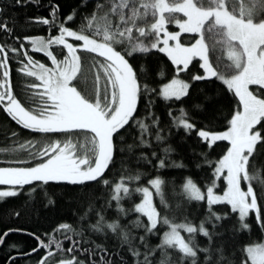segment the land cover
Listing matches in <instances>:
<instances>
[{
    "label": "snow or ice",
    "instance_id": "6c2138e0",
    "mask_svg": "<svg viewBox=\"0 0 264 264\" xmlns=\"http://www.w3.org/2000/svg\"><path fill=\"white\" fill-rule=\"evenodd\" d=\"M16 3L19 5L21 0H16ZM87 3L88 0H82L81 7ZM3 11L0 7V15ZM76 12L74 9L61 20L58 16L59 5H52L49 13L51 19H35L34 22L57 28L58 35L51 38L24 37V40L31 44L32 51L43 52L49 57L55 67H47L35 61L25 51L23 55L27 57V63L21 60L23 66L18 71L25 76L35 77L40 83L27 84L25 93L19 99L12 90L9 53H19L24 45L21 44L18 49L6 42L0 43V107L24 129L44 134L40 140L22 142L13 139L11 144L0 147V154L10 155L12 163L30 165L0 167V185L9 186L6 190L0 189V201L18 196L26 185H35L29 189L31 195L41 184L67 182L83 185L104 176L114 163L117 150L114 135L134 120L141 95L149 91L148 85L140 83L137 71L129 63L128 58L134 53H147L154 49L166 52L176 65L177 73L186 72L193 58H199L203 61L201 67L206 74L193 75L192 81L215 77L239 98L241 105V109L235 111L229 121L230 127L224 132L197 129L183 109L182 117L177 118L179 126L187 134L196 131L203 142H208L209 148L217 141L230 143V148L218 161L214 172L215 177L224 176L226 180L223 194L215 191V179L206 190H202L191 178H186L182 185L186 199L206 201L207 215L198 225L187 217L183 222H177L162 214L154 203L153 190L160 197V205L168 207L162 191L165 181L157 176L147 181L150 187L137 186L130 189L126 181H138L141 176L139 173L128 175L115 184L111 199L117 202L116 211L119 216L126 217L132 212L139 215L129 221L128 225H122L119 218L106 222L105 217L98 214L97 222L91 224L90 228L94 233L107 235L110 232L115 235L120 241L119 249L127 247L133 264H201V253L204 254L202 264H235L232 254L226 251L223 244H213L214 237L223 235L215 229L222 220L229 218L228 213L221 215L213 210V206L230 205L231 212L238 213L240 230L251 231V225L245 221L250 213H254L258 226L264 232V221L261 220L264 177L256 163L259 155L257 145L264 149V136L260 129L253 131L257 125L264 129L261 124L264 121V98L254 94L249 87L256 85L264 89V0H96L93 12L83 15L81 23L73 29L67 25L75 20ZM177 13L184 18H178ZM169 24H176L182 33H197L199 39L185 47L180 43V33L168 32ZM0 33L12 36L13 28L8 21L0 20ZM205 34L212 42L211 45L206 41ZM68 38L82 43H70ZM170 41L174 43L170 44ZM217 43L226 49L230 64L222 65L216 61V67L213 66L209 51ZM53 45L62 46L66 50L63 59L58 60L51 50ZM81 52L95 54L92 57L94 64L88 69L84 68ZM96 56L104 58V62L97 61ZM86 71L93 72L94 76L90 89L86 83ZM102 77L101 95L99 84ZM82 83L85 85L83 88L80 87ZM190 86L174 78L164 85L161 95L165 99L179 100L188 95ZM41 88L42 91H35ZM134 122L141 129L142 137L148 133L149 124L142 120ZM77 132L91 133L90 138L85 137L88 147L82 152L77 151V145L71 139L66 137L63 141H53L48 135ZM16 137L17 133H11V138ZM155 139L162 141L164 138L157 134ZM140 143L150 147L143 138ZM171 151V147L163 149L165 156ZM21 153L24 155L21 156ZM156 155L155 151L152 152V156ZM33 160L39 162L32 165ZM174 166L183 167L182 164ZM158 167H166L164 158L159 159ZM242 180L246 182V190L241 187ZM102 183L109 185L110 182L103 179ZM133 193L141 194V201L131 209H125L120 202L130 198ZM44 195L48 196V193L45 191ZM48 204H54L51 197H48ZM141 216L146 217L147 222ZM206 224L210 227H206ZM164 226L167 230L163 231L160 242L150 246L146 237L157 235ZM136 230H143L144 235L137 237L134 234ZM15 231L20 230L9 229L0 235V246ZM54 231L62 233L71 246L65 249L63 240L50 237L45 243L40 237L31 234L38 242L32 252L45 249V254L37 264H85L75 255L65 256V252L86 253L90 264H97V261L91 260L93 256L99 257L98 264H113V256L119 259L120 264H125L119 250L110 253L103 244L73 239L72 235L82 237L83 233L77 232L69 224H61ZM197 233L207 238L208 246L200 247L196 242ZM137 239L138 245L135 243ZM82 242L91 243V251L82 248ZM242 251L246 253V258L241 264H249V261L251 264H264V243L250 244ZM15 259L9 257L10 261Z\"/></svg>",
    "mask_w": 264,
    "mask_h": 264
},
{
    "label": "trees",
    "instance_id": "16d2710c",
    "mask_svg": "<svg viewBox=\"0 0 264 264\" xmlns=\"http://www.w3.org/2000/svg\"><path fill=\"white\" fill-rule=\"evenodd\" d=\"M96 0H88L86 6L81 7L82 0H34V2H26L21 0L18 5L16 0H0V7L4 9L0 15V20L9 22V26L13 28V34L9 37L6 33H0V43L20 48L23 44L24 48L19 53H9L11 59V82L13 93L17 98H21L26 91V85L29 83H37L39 81L35 77L25 76L18 71L23 65L21 60L27 63V57L23 55L27 51L35 61L50 63L49 57L43 52H35L31 50V44L24 40V37L45 36L51 37L58 34V30L51 25L34 22L36 18H49L52 5H59L58 16L61 20L71 14L74 9L77 10L76 18L67 26L75 29L82 20L83 15H90L93 12ZM172 31L179 29L175 24L168 25ZM135 35V33H133ZM197 33H181L180 40L183 44H190L196 40ZM15 37H19L16 40ZM208 40L207 34L205 35ZM219 40V38H216ZM219 43L215 48H210L209 54L211 61L220 60ZM60 50V55L65 53L62 46H56ZM120 50V49H118ZM128 58V57H126ZM129 63L137 71L138 80L141 84H147L149 91L143 92L134 115V120H142L149 124V131L141 136V129L133 121L129 122L124 129L113 137L116 146L114 155V163L109 166L104 176L97 181L86 182L83 185H72L67 182H49L41 184L35 193L29 194V189L35 185H26L20 194L15 197L5 198L0 201V235L9 229H18L20 231L12 232L5 239L3 246H0V264H37V261L45 254V249H40L30 255L33 248L37 247L35 237H40L45 243L50 237L63 240V247L67 249L71 246L70 241L64 239L62 233L54 230L61 224H69L82 232V237L72 235L73 239H81L103 244L110 253L119 250V255L124 257L125 264H133V258L129 254L127 247L119 249L120 241L110 232L107 235L92 232L90 225L95 224L98 220V214L105 217L106 222H111L119 218L122 225H128L129 221L134 220L139 214L130 213L128 216H119L116 211L117 202L112 200L113 187L121 181L122 177L128 175L140 174L138 181L127 182L131 188L137 186H149L147 181L157 176L165 181L162 185L164 199L167 201L168 207L164 208L160 205V197L154 196V203L162 214L168 215L177 222H183L187 217L193 224L198 225L207 215L206 201H189L186 194L183 193L182 185L186 182V178H191L202 190L211 185L216 180V192H222L226 186L224 176L215 177V168L218 161L227 153L230 143L228 141H217L208 147V142H203L197 136L196 131L187 134L185 130L179 126L177 118L182 117L181 110L188 114L191 121L196 124L197 129H205L208 131H222L227 129L235 111L241 109L239 98L227 89L222 81L215 77L192 81L193 75H204V68L201 67V60L193 58L186 72L177 73L176 65L167 56L166 52L159 50H151L147 53H134L128 58ZM84 62V61H83ZM86 69L87 63H83ZM223 65V64H222ZM182 67V66H181ZM143 70V71H141ZM90 72L86 75L89 78ZM179 77L181 80L189 83L191 86L188 95L177 100L175 98L165 99L161 95V91L165 84L170 83L172 79ZM89 82V81H88ZM259 93L264 96V89L256 88ZM35 91H41L37 89ZM23 103V100H22ZM199 105V107H196ZM153 121H156L155 123ZM264 125V121L261 122ZM260 129L261 135L264 136V129L261 125H257L256 129ZM17 133L18 137L11 138V133ZM79 133V132H77ZM159 134L164 139L157 141L155 136ZM44 134L36 133L14 122L0 107V147H4L12 143L13 139L19 141L40 140ZM51 138L65 140L66 137L71 139L74 144L77 143V137L80 134L75 133H52L48 134ZM147 140L150 147H146L140 143L141 139ZM129 145L132 146L131 150ZM171 147L172 151L165 156L163 149ZM259 151L256 160L257 167L264 177V149L261 145H257ZM157 155L152 156V152ZM24 154L21 153V156ZM142 157H147L143 159ZM164 158L166 167H158L159 159ZM47 159V157H45ZM12 157L7 154H0V166H30L21 165L11 162ZM148 161H151L150 163ZM38 160L31 161L34 165ZM251 163V162H250ZM11 164V165H10ZM175 164H182L183 167H175ZM103 179L109 180V185L102 183ZM39 184V182H36ZM254 187H256L254 183ZM48 196L44 195V192ZM48 197L54 201V204H48ZM141 201V194L133 193L130 198H125L120 203L125 209H131L135 204ZM213 210L223 215L228 213L229 218L222 222L215 229L216 232L223 233L222 236L214 237L213 244H223L226 251L232 254L235 264H241L246 258V253L242 250L254 243L264 240V232L261 231L257 224L255 214L250 213L249 218L245 221L251 225V231L240 230L238 221V213L231 212V206L227 204L214 205ZM19 215H15V213ZM147 222L146 217H140ZM261 220L264 221V202L261 203ZM206 227H210L206 224ZM167 230L164 226L155 236H147L146 239L150 246H155L160 242L163 231ZM105 231H107L105 229ZM137 237L144 235L143 230H136L134 233ZM187 236L186 233H183ZM196 242L200 247L208 246V240L199 233L196 235ZM138 245L139 241H135ZM12 245H16L15 248ZM82 248H88L91 251L92 244H81ZM144 249L141 247V251ZM60 254L58 253V256ZM65 256L75 255L78 259L90 264L88 254L75 252L72 254L64 253ZM159 253H157V257ZM9 257H16L10 261ZM204 254L201 253L199 260L202 264ZM91 260L99 262L98 256L91 257ZM113 264H120L118 258L113 256Z\"/></svg>",
    "mask_w": 264,
    "mask_h": 264
},
{
    "label": "rangeland",
    "instance_id": "374dc122",
    "mask_svg": "<svg viewBox=\"0 0 264 264\" xmlns=\"http://www.w3.org/2000/svg\"><path fill=\"white\" fill-rule=\"evenodd\" d=\"M177 14H179V13H177ZM176 14V15H177ZM177 17L178 18H180V19H183L184 17L182 16V14H180V15H177ZM176 25V24H175ZM167 30H168V32H171V33H180V35H181V31H180V29H177V30H174V31H172L171 30V28L169 27V26H167ZM58 35V34H57ZM206 35V34H205ZM55 36V35H54ZM160 36H161V38H163V33H161L160 34ZM31 37H45V36H40V35H38V36H31ZM52 37V36H51ZM51 37H45V38H51ZM197 38H199V35L197 36ZM197 38H196V40H197ZM217 38H219V37H217ZM68 40H69V42L70 43H74V44H79V43H82V42H76V41H73L71 38H68ZM181 41V40H180ZM195 42V40L192 42V43H190V44H193ZM172 43H174V42H172V41H170V44H172ZM190 44H188V45H190ZM161 47L163 46L162 44L160 45ZM32 47V46H31ZM51 50L53 51V53L55 54V55H57V58H58V60H60V59H63V57H64V55H65V53H66V50H65V53H63V55H60L59 53H60V50L61 49H59V48H57L56 47V45H53L52 46V48H51ZM81 54V56H82V63H84V62H86L87 63V65H86V69H88L89 67H91L93 64H94V60L92 59V57L93 56H95V54H91V53H88V52H81L80 53ZM218 54H220V60L222 61V64L223 65H227V64H230L231 63V61H229L228 60V57H227V51H226V49H224L222 46H220L219 47V52H218ZM95 59L97 60V61H100V62H104V58H102V57H98V56H96L95 57ZM49 60H50V58H49ZM84 61V62H83ZM39 62H41V63H43L42 61H39ZM47 67H51V68H54L55 66L54 65H52V63H51V60H50V63H44ZM93 71H98V69H93ZM85 73H89V72H85ZM206 73L204 72V75H205ZM89 76V78H87L86 79V83H87V85L89 86V89H90V86H91V84H92V81H93V79H94V76H93V72H90V74L88 75ZM175 79H180L179 77H175ZM89 81V82H88ZM40 83V82H39ZM75 83V82H74ZM85 85L82 83L81 85H80V87L81 88H83ZM99 87H100V89H101V95L103 94V77L101 78V82H100V84H99ZM250 87V90L252 91V86H249ZM43 89L41 88V91H42ZM261 98H264V96L261 94V93H257ZM230 127V126H229ZM228 127V128H229ZM228 128L227 129H225V130H222V131H214V132H217V133H219V132H224V131H227L228 130ZM212 132V131H211ZM75 134H80V132L79 133H75ZM85 137H88V138H90L91 137V133H87V132H81V136H78L77 137V143H76V145H77V151L78 152H82V151H84L87 147H88V141L85 139ZM68 138V137H67ZM53 141L54 140H57V138H51ZM59 140H61V141H63L62 139H60L59 138ZM230 148V147H229ZM11 165V164H10ZM0 167H21V166H9V164L8 165H2V166H0ZM225 175H226V173H225ZM161 178V177H160ZM254 186V185H253ZM9 186H5V185H0V189H7ZM145 187H150V186H145ZM241 187H242V189H244V190H246V182L245 181H241ZM226 189V186H225V188H224V190ZM223 190V191H224ZM223 191L222 192H217V193H219V194H223ZM153 194H154V196H155V191L153 190ZM140 203V202H139ZM183 234V233H182ZM259 243H264V240L263 241H261V242H259ZM249 264H251V262L249 261Z\"/></svg>",
    "mask_w": 264,
    "mask_h": 264
},
{
    "label": "crops",
    "instance_id": "0c3cea01",
    "mask_svg": "<svg viewBox=\"0 0 264 264\" xmlns=\"http://www.w3.org/2000/svg\"><path fill=\"white\" fill-rule=\"evenodd\" d=\"M178 15H180V14H178ZM197 39H199V38H197ZM195 42H196V40H195ZM194 42V43H195ZM170 43V42H169ZM181 43V42H180ZM193 43V44H194ZM182 44V43H181ZM183 46H185V47H189V46H191L192 44H190V45H185V44H182ZM209 59L211 60V58H210V55H209ZM202 63H203V61H201ZM214 66V65H213ZM215 67V66H214ZM204 72H205V69H204ZM253 91V90H252ZM254 92V91H253Z\"/></svg>",
    "mask_w": 264,
    "mask_h": 264
},
{
    "label": "water",
    "instance_id": "95a60500",
    "mask_svg": "<svg viewBox=\"0 0 264 264\" xmlns=\"http://www.w3.org/2000/svg\"><path fill=\"white\" fill-rule=\"evenodd\" d=\"M36 237H37V236H36ZM29 253H31V254H32L33 252L31 251V252H29Z\"/></svg>",
    "mask_w": 264,
    "mask_h": 264
}]
</instances>
